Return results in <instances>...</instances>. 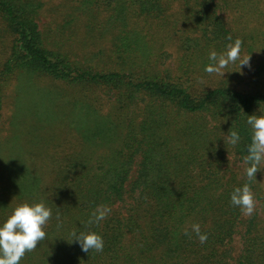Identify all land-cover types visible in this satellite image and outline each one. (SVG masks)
Instances as JSON below:
<instances>
[{"label":"trees","instance_id":"16d2710c","mask_svg":"<svg viewBox=\"0 0 264 264\" xmlns=\"http://www.w3.org/2000/svg\"><path fill=\"white\" fill-rule=\"evenodd\" d=\"M73 1L87 13L88 32L97 31L96 39L113 33L109 49L117 66L97 69L49 47L38 21L43 0H0V24L10 37L0 62V116L12 80L19 106L29 107L44 129H62L50 142H63L59 136L66 131L76 138L60 150L48 137L41 140L37 150L48 146L43 155L33 147L31 116H21L26 124L20 131L13 122L9 151L0 154V223L23 202L44 201L52 209L46 239L20 264H264L263 171L251 180L245 175L251 142L246 119L264 107V78L250 92L226 83L198 88L182 78L187 59L226 48L228 36L241 44L262 36L261 18L247 16L264 14V0H177L174 20L167 13L176 0ZM228 10L241 13L231 18ZM71 19L65 30L80 27V18ZM155 20L181 25L166 29L163 39L177 35L180 48L194 42L191 54L180 57V78L157 67L161 39L157 29L146 27ZM43 79L89 92L103 87L114 109L104 115L92 94L67 98L40 86ZM229 130L240 133L238 145L227 143ZM22 133L32 147L18 145ZM232 156L237 168L230 165ZM245 183L255 197L251 216L230 203L233 189ZM98 205L110 213L88 224ZM195 223L207 233L204 244L191 230ZM85 228L103 236L102 252H84L66 240Z\"/></svg>","mask_w":264,"mask_h":264},{"label":"rangeland","instance_id":"374dc122","mask_svg":"<svg viewBox=\"0 0 264 264\" xmlns=\"http://www.w3.org/2000/svg\"><path fill=\"white\" fill-rule=\"evenodd\" d=\"M43 1L44 6L40 11L38 21L40 24V29L46 36V40L48 42L49 47L65 52L70 55L73 60L82 64L94 66L97 69H107L114 65L117 66L116 63H112L114 60H112V58L110 57L111 51L109 49V46L111 45L110 41L113 37V33L111 31L106 32L105 30V32L107 33L106 37L96 39L93 35H98V32L94 31L93 34L91 32H88V24L90 22L88 20V17L86 16L87 13L79 12L75 7L76 2H74L73 0ZM173 3L174 6L167 13V15L170 16L171 20H174L176 18L175 13L177 11V7L179 6V1L176 0ZM240 13L241 12L239 11L237 13L234 10H228L226 12V15L232 18ZM253 14L255 15V19L258 20V18L256 17L261 18V22L258 24V27H260L259 30L263 31V35L255 36L254 38H248L244 44H241V56L250 57V67L244 66L241 69L239 66V61H237L236 63L230 64L229 67L224 70L231 71L226 72L224 76L214 74L209 75L204 72L205 65L209 63V52L214 50L217 52V54H221L226 51V48H223L222 50L212 49L204 52L203 55H200L198 58H193L194 61H192L191 59L189 61L187 59V63L189 65L188 71L186 72V74H184L185 77L182 78L187 79L188 83L191 82L195 84V86L198 88H209L212 86L226 83L229 86L244 92L256 90V87L261 85V78H264V14L260 15L258 13H249L247 18L252 20L253 18L251 17L253 16ZM73 17L77 19L80 18L79 26L81 28L73 27V29L71 30H65V28H63V25L68 20L72 21L73 19L71 18ZM158 21L160 22V20H155L151 21L150 24L146 25V27L153 28V31L157 29L156 32H158V37L161 39V41L157 44L156 48V51L159 56V66L157 65V67L163 72L167 71L170 72L172 75L178 74V78H180L179 75L183 74V72L177 71V69H179L180 57L191 54V52L193 51L194 42L188 40L185 44H183V47L180 48L178 45L177 35H174L175 38L172 37L167 40L163 39L165 37L164 32L166 31V29L175 28V32L177 31V29H181V25H177L175 27V25L170 23L166 26H164L163 24L159 26L157 24ZM140 24L145 27L143 20ZM145 29L147 30V28ZM192 35L193 33L191 34V36ZM175 39H177V41H175ZM9 44L10 37L8 34L4 33V31L2 30V25L0 24V62L5 59V49ZM37 82L40 86H45V88L51 87L50 89L54 91L56 90L67 98H76L78 96L84 95L85 93H90L92 94V97L95 100L97 107L100 109V113L104 115L112 112V110L114 109L113 97L108 92V90L104 89L103 87L97 88L95 92H89L85 89L80 88L79 85H75L77 87H73L68 83L64 82H59L56 86L51 85L48 80L44 79L39 80ZM52 83L54 84L53 81ZM79 90H81L80 94ZM19 96L20 90L18 89V87L16 88V83L11 80L9 86L7 87L4 93L5 102L0 116V154L3 152L1 151L2 148L7 149V151H9L10 146L7 144L8 139L14 138L12 136L14 132V128L12 127L14 124L13 122H16V125L19 124L18 131H20L23 128V124H26V122L22 121L21 116L25 115V113L31 116L30 113H28L29 107L24 110L21 105L19 106V103L17 101ZM29 118H31L30 123L33 126V131L36 132V134L30 136L34 141V146L32 142L27 141L28 134L26 133L20 134V136L17 138L20 142V144L18 145H24V147L27 148L32 146L35 147L36 144H39L41 140H47L48 137L49 141L50 137H52L53 135L57 137L58 134L62 132V129H56V132L50 131L46 128L44 129L41 124L45 122H40L33 116ZM20 120L22 121V123ZM47 122H51V120L48 119ZM53 127L58 128L59 126L54 125ZM71 133L75 132L66 131L64 132V134H61L62 136H59L62 140H64L63 142L61 140L58 141L59 138H57L56 141L54 140L53 142H50V140L49 143L51 145H55L60 150L64 147V144L71 145L75 142L74 139L76 138H73L71 136ZM40 147V154L43 153L44 155L48 146L47 144L46 146H38V150L36 146V150L39 151ZM12 150L14 151L15 148H12L11 151ZM30 150L31 149H29V151ZM50 152L51 148L49 147L47 155L50 154ZM229 159L231 160L230 165L232 167L237 168V166L240 165L237 159L233 156L229 157ZM262 167H264V165H262ZM224 168H226V165ZM262 171V178L264 180V169H262ZM134 172L135 171H133L132 173ZM9 180L11 182L12 179L9 178ZM5 181L8 182L7 179ZM14 189L15 188H11V191L7 189V192L12 193V190ZM3 193L5 195L8 194L6 192ZM15 195L16 194L14 193L13 196Z\"/></svg>","mask_w":264,"mask_h":264},{"label":"clouds","instance_id":"9594fccd","mask_svg":"<svg viewBox=\"0 0 264 264\" xmlns=\"http://www.w3.org/2000/svg\"><path fill=\"white\" fill-rule=\"evenodd\" d=\"M229 43L226 51L217 54L210 51L208 55L209 63L205 65L204 72L209 75L224 76V71L230 64L239 61L242 69L244 66L250 67V57L241 56V40L233 41L228 36ZM242 73V71H241ZM259 114H247L246 123L250 128L251 142L248 145L247 156L245 157V175L251 180L256 177L260 169H264V107L260 106ZM225 140V139H224ZM241 140L240 133L229 130L227 143L232 146L238 145ZM230 203L239 207L244 215L251 216L255 211V197L248 183L235 187L230 195ZM111 209L98 205L91 213L88 224L103 221L110 213ZM52 217V209L44 201L23 202L16 205L11 214L0 223V264H20L26 252H32L37 248L38 242L46 239L45 226ZM59 219V217H57ZM201 244L206 243L208 236L201 231V226L195 223L191 226ZM186 234H188L186 232ZM71 239H66L69 243H79L82 251L102 252L104 249L103 236L95 231L85 228L82 231H72Z\"/></svg>","mask_w":264,"mask_h":264}]
</instances>
